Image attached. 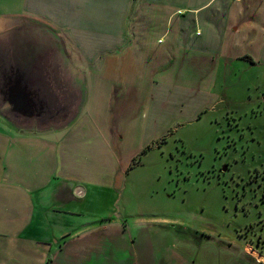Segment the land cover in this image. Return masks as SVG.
<instances>
[{"label":"crops","instance_id":"obj_1","mask_svg":"<svg viewBox=\"0 0 264 264\" xmlns=\"http://www.w3.org/2000/svg\"><path fill=\"white\" fill-rule=\"evenodd\" d=\"M239 60L264 0H0V264H128L129 167Z\"/></svg>","mask_w":264,"mask_h":264},{"label":"rangeland","instance_id":"obj_2","mask_svg":"<svg viewBox=\"0 0 264 264\" xmlns=\"http://www.w3.org/2000/svg\"><path fill=\"white\" fill-rule=\"evenodd\" d=\"M230 65L209 90L212 108L159 128L129 167L116 204L127 232L111 244L114 257L264 264V62Z\"/></svg>","mask_w":264,"mask_h":264},{"label":"trees","instance_id":"obj_3","mask_svg":"<svg viewBox=\"0 0 264 264\" xmlns=\"http://www.w3.org/2000/svg\"><path fill=\"white\" fill-rule=\"evenodd\" d=\"M150 149V146L144 148L143 152L142 153H145L146 151H148ZM140 158V155L138 156ZM137 162V160L135 159L134 160V163Z\"/></svg>","mask_w":264,"mask_h":264}]
</instances>
